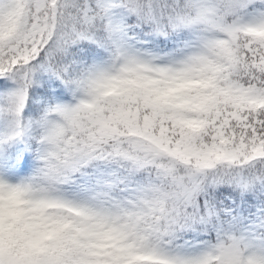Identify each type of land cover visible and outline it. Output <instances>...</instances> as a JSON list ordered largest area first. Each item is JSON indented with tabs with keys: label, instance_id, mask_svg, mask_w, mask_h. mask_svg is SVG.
<instances>
[{
	"label": "snow or ice",
	"instance_id": "1",
	"mask_svg": "<svg viewBox=\"0 0 264 264\" xmlns=\"http://www.w3.org/2000/svg\"><path fill=\"white\" fill-rule=\"evenodd\" d=\"M0 264H264V0H0Z\"/></svg>",
	"mask_w": 264,
	"mask_h": 264
}]
</instances>
